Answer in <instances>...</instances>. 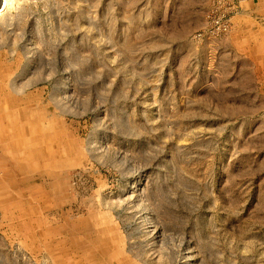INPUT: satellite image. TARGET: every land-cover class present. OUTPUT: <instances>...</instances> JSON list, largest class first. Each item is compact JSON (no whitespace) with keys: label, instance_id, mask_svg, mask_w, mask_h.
Segmentation results:
<instances>
[{"label":"rangeland","instance_id":"1","mask_svg":"<svg viewBox=\"0 0 264 264\" xmlns=\"http://www.w3.org/2000/svg\"><path fill=\"white\" fill-rule=\"evenodd\" d=\"M212 2L0 0V264H264V8Z\"/></svg>","mask_w":264,"mask_h":264},{"label":"crops","instance_id":"2","mask_svg":"<svg viewBox=\"0 0 264 264\" xmlns=\"http://www.w3.org/2000/svg\"><path fill=\"white\" fill-rule=\"evenodd\" d=\"M160 0L159 5L160 6H167L169 5H175L179 6L181 8H185L188 11L189 15L192 16L193 14H196L194 10L198 9H206L210 3L211 0ZM236 2L239 1V8L237 10V13L232 17V32L231 35H242L246 32L252 31V17L259 15L261 11L264 8V0H235ZM264 11V10H263ZM188 16V15H187ZM188 19V18H187ZM247 40H252L255 45L252 46L255 52L259 53L264 51V43L262 42L264 40V37H258L255 35L248 36V38H245L243 43H247ZM244 44V45H245ZM242 45V46H244ZM246 49V48H245ZM259 62V70L263 71V59L261 58Z\"/></svg>","mask_w":264,"mask_h":264},{"label":"built area","instance_id":"3","mask_svg":"<svg viewBox=\"0 0 264 264\" xmlns=\"http://www.w3.org/2000/svg\"><path fill=\"white\" fill-rule=\"evenodd\" d=\"M239 4L235 0H213L206 13V21L202 29L194 35L197 41L218 40L232 30V17L237 13Z\"/></svg>","mask_w":264,"mask_h":264},{"label":"bare ground","instance_id":"4","mask_svg":"<svg viewBox=\"0 0 264 264\" xmlns=\"http://www.w3.org/2000/svg\"><path fill=\"white\" fill-rule=\"evenodd\" d=\"M2 6V5H1ZM21 91V90H20ZM23 92V91H22ZM16 93H19V91H16ZM10 107L9 106H7L6 104H2L1 105V107H0V113H1V115H2V117H4V118H8V117H10L11 116V114H10ZM34 115V114H33ZM33 119V118H32ZM5 123V122H4ZM53 125V124H52ZM32 130H33V128H31ZM35 129H38V127H34V130ZM15 137V136H14ZM17 137V136H16ZM15 137V138H16ZM24 140H25V142H24ZM5 142V141H4ZM7 142V141H6ZM28 141H27V139H20V140H18L17 141V144H20V145H22V147H24V146H27V143ZM5 144V143H4ZM14 148V147H13ZM21 150V149H20ZM20 153V152H19ZM25 154V153H24ZM13 157V156H12ZM14 158V157H13ZM19 157H17V158H14L16 161H17V159H18ZM11 161H13V160H11ZM28 173V172H27Z\"/></svg>","mask_w":264,"mask_h":264}]
</instances>
